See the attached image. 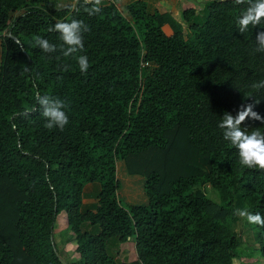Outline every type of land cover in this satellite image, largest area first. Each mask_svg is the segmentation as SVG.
Masks as SVG:
<instances>
[{
  "label": "trees",
  "instance_id": "obj_1",
  "mask_svg": "<svg viewBox=\"0 0 264 264\" xmlns=\"http://www.w3.org/2000/svg\"><path fill=\"white\" fill-rule=\"evenodd\" d=\"M82 3L0 0V264H62L61 212L63 244L75 243L67 264H233L235 211L264 216V171L242 168L218 125L254 99L264 116V88L252 87L264 80L255 51L264 24L240 33L245 6L233 0L205 1L201 21L194 6L177 20L143 0L126 12L103 2L94 16ZM72 18L90 28L78 53L86 73L35 45L39 36L59 46L49 29ZM38 94L68 103L63 131L44 127ZM243 127L264 130L251 119ZM117 161L143 176L146 204H121ZM86 184L98 186L93 205L83 203ZM250 227L264 261V228ZM127 242L132 259L116 260L109 249Z\"/></svg>",
  "mask_w": 264,
  "mask_h": 264
},
{
  "label": "clouds",
  "instance_id": "obj_2",
  "mask_svg": "<svg viewBox=\"0 0 264 264\" xmlns=\"http://www.w3.org/2000/svg\"><path fill=\"white\" fill-rule=\"evenodd\" d=\"M80 3L81 0H74L73 6ZM102 3L103 0H83L82 6L89 16H94L102 12ZM233 3L245 6L236 18L237 30L240 33L244 34L250 29L264 24V0H233ZM88 5L90 7H87ZM49 31L57 32L62 43L57 46L50 43L48 39L38 36L35 38V45L44 53L51 54L59 50L64 57L76 59L79 70L86 73L90 67L89 59L86 55H78V53H82L84 50V33L90 31L89 26L80 19L72 18L68 21H57ZM256 45L255 51L264 52V31H260L256 35ZM67 70L68 66L65 65L63 71ZM252 87L255 89L264 88V80L254 83ZM36 102L46 121L45 128L48 130L58 128L63 131L69 124V115L66 111L69 105L65 100L38 94ZM259 103V100L254 99L252 103L241 105L235 115L225 112L218 127L223 130V139L237 150L238 162L242 168L264 171V130L256 127L248 131L243 127L249 119L264 124V116L254 110ZM24 115H27V112ZM235 214L246 219L252 225L264 228V216L260 213L253 214L246 208H238Z\"/></svg>",
  "mask_w": 264,
  "mask_h": 264
},
{
  "label": "rangeland",
  "instance_id": "obj_3",
  "mask_svg": "<svg viewBox=\"0 0 264 264\" xmlns=\"http://www.w3.org/2000/svg\"><path fill=\"white\" fill-rule=\"evenodd\" d=\"M205 1L207 0H203V2L200 1L193 2L190 3V5H193L196 9H198V11H200V7L205 3ZM51 5L55 8L60 7V4H56V3L54 4V0H51ZM204 14L205 11L203 10L199 12V17H198L199 21L202 20ZM122 167H124V164ZM122 167H121V162L117 161L116 170H117V178L119 180V188L117 191V195L121 204L124 206L132 205V204H146L147 198L143 191V183L145 179L143 178V176L140 175L127 174L125 167L124 168ZM127 179H131V182ZM129 183H131L130 187L132 188V190L139 194L136 197H134V194H128V192L125 190L127 188V184ZM94 185H96L94 192H97L98 186L97 184ZM129 195H131L132 199L129 198ZM243 222H244V218L240 217V219L238 220V222H236L234 226L235 230L242 237V244L237 249L240 258L235 259L233 261V264H264L263 259H261L258 253L255 252V248L257 247V244L253 242L252 239V230H251L252 228L250 227L251 224H249L246 219H245L246 222L245 225H243ZM65 227H66L65 214L61 212L57 215V219L55 222L54 240L61 254V257L63 258V260L68 262L71 261L72 259H75L74 258L75 243L74 241H71L66 245L63 244L64 238L62 237V235H60V232ZM109 252L115 257L116 260L126 261L132 259L133 257V246L131 242H127L121 245H114L113 248L109 249Z\"/></svg>",
  "mask_w": 264,
  "mask_h": 264
},
{
  "label": "crops",
  "instance_id": "obj_4",
  "mask_svg": "<svg viewBox=\"0 0 264 264\" xmlns=\"http://www.w3.org/2000/svg\"><path fill=\"white\" fill-rule=\"evenodd\" d=\"M132 1L134 0H114L118 8L123 12H126L127 5ZM143 1H145L148 4L150 9L157 10L160 12H169L177 20L181 19L182 11L185 7L193 6V5H190V3L197 2V1L203 2V0H143ZM103 2H109V0H103ZM55 3L60 4V7H63L67 4H74V0H54V4ZM51 7L53 6L51 5ZM163 30L167 35L172 34V29L170 28L168 24H165L163 26ZM122 166H123V163L121 162V167ZM95 188H96V185L94 184L85 185L84 198H83L84 204H90V205L95 204L96 202V199L94 197L96 194V192H94Z\"/></svg>",
  "mask_w": 264,
  "mask_h": 264
},
{
  "label": "water",
  "instance_id": "obj_5",
  "mask_svg": "<svg viewBox=\"0 0 264 264\" xmlns=\"http://www.w3.org/2000/svg\"><path fill=\"white\" fill-rule=\"evenodd\" d=\"M59 260L61 261L62 264H67V262L63 260V258H61L60 256H59Z\"/></svg>",
  "mask_w": 264,
  "mask_h": 264
},
{
  "label": "built area",
  "instance_id": "obj_6",
  "mask_svg": "<svg viewBox=\"0 0 264 264\" xmlns=\"http://www.w3.org/2000/svg\"><path fill=\"white\" fill-rule=\"evenodd\" d=\"M109 1H112L113 2L114 0H109Z\"/></svg>",
  "mask_w": 264,
  "mask_h": 264
}]
</instances>
